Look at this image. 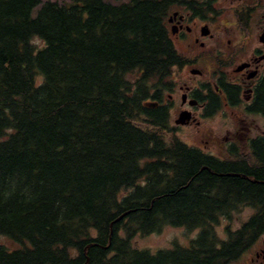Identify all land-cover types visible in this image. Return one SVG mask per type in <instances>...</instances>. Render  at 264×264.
I'll return each instance as SVG.
<instances>
[{
    "label": "trees",
    "instance_id": "1",
    "mask_svg": "<svg viewBox=\"0 0 264 264\" xmlns=\"http://www.w3.org/2000/svg\"><path fill=\"white\" fill-rule=\"evenodd\" d=\"M182 1L0 0V235L22 244L0 241V264H230L264 233L263 138L216 158L162 108ZM245 207L222 239V219ZM164 226L200 232L134 245Z\"/></svg>",
    "mask_w": 264,
    "mask_h": 264
},
{
    "label": "flooded vegetation",
    "instance_id": "2",
    "mask_svg": "<svg viewBox=\"0 0 264 264\" xmlns=\"http://www.w3.org/2000/svg\"><path fill=\"white\" fill-rule=\"evenodd\" d=\"M169 11L171 38L182 59L162 88V108L174 133L191 129L206 149L190 145L216 158L264 140V113L254 109L264 86V0H187ZM183 113L190 119L180 123ZM223 115L226 132L217 149L223 132L208 121ZM243 257V264H264V233Z\"/></svg>",
    "mask_w": 264,
    "mask_h": 264
},
{
    "label": "rangeland",
    "instance_id": "3",
    "mask_svg": "<svg viewBox=\"0 0 264 264\" xmlns=\"http://www.w3.org/2000/svg\"><path fill=\"white\" fill-rule=\"evenodd\" d=\"M60 2H68L69 0H57ZM111 1L113 3H120L123 1H128V0H107ZM34 43L41 47L45 43L44 41L39 38L35 37L34 38ZM41 80V77L39 78ZM225 118V115L216 117L214 119H211L208 121V125L215 129V131L218 132H223L221 135L216 148H222L223 143H224V134L226 132L225 127L222 125V120ZM232 126V125H231ZM260 126L264 127V120H260ZM188 130L187 132H185ZM254 134L256 132H253ZM191 132V129L189 128L185 129L183 132L177 134L178 137H180L184 142L187 144H192V145H198L204 149H206L205 143L200 139V137L195 138ZM244 145V144H243ZM240 147V151L248 150V147L245 146ZM225 148V147H224ZM220 155L219 153H216ZM224 157L228 156L229 154L227 152L223 151L222 154ZM221 156V155H220ZM129 190H126L125 193H127ZM254 209L252 207H245L239 212H235L231 218L227 219L224 218L222 219L221 223L217 226V232L218 235L222 239H227L228 237V229L227 227L229 226L230 229L236 230L238 229L249 217L254 213ZM200 229H193V230H187L184 227H173V226H164V228L160 232H155L149 235H138L134 238L133 242L134 245L138 246L139 248H147L150 249L152 252L157 251L158 249H168L172 248L174 243L181 244L183 246H189L191 244V240L196 238L199 235ZM0 241L5 244L7 247L11 249H16L22 246L21 243L16 242L12 239H10L7 236L0 235ZM243 258H239L235 260V262L230 263V264H243Z\"/></svg>",
    "mask_w": 264,
    "mask_h": 264
},
{
    "label": "water",
    "instance_id": "4",
    "mask_svg": "<svg viewBox=\"0 0 264 264\" xmlns=\"http://www.w3.org/2000/svg\"><path fill=\"white\" fill-rule=\"evenodd\" d=\"M148 105H157V102H156V103H150V102H148ZM187 119H188V120L190 119L189 115H187L186 113H185V114L183 113V114H181V116H180L179 122H180V123H184ZM128 213H129V212H125V213H123L122 215H120V216L115 220V222L122 220V219H123Z\"/></svg>",
    "mask_w": 264,
    "mask_h": 264
}]
</instances>
